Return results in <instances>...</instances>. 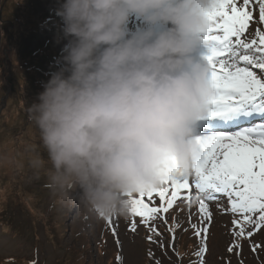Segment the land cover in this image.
Here are the masks:
<instances>
[{
  "label": "clouds",
  "instance_id": "9594fccd",
  "mask_svg": "<svg viewBox=\"0 0 264 264\" xmlns=\"http://www.w3.org/2000/svg\"><path fill=\"white\" fill-rule=\"evenodd\" d=\"M213 0H61L67 43L30 103L51 163L49 182L98 218H128L135 197L200 157L201 117L216 95L196 52ZM142 24L132 29L130 20ZM160 25L164 27L161 28Z\"/></svg>",
  "mask_w": 264,
  "mask_h": 264
},
{
  "label": "rangeland",
  "instance_id": "374dc122",
  "mask_svg": "<svg viewBox=\"0 0 264 264\" xmlns=\"http://www.w3.org/2000/svg\"><path fill=\"white\" fill-rule=\"evenodd\" d=\"M60 3L0 0V264H120L118 256L124 258L123 264H200L197 253L204 233L197 236L190 226H202L195 194L189 207L181 192L177 203L163 214L167 223L158 216L145 226L132 215L112 216L109 225L107 218H98L81 205L78 191H73L68 203L50 184L51 163L28 107L60 66L67 43L56 13ZM254 16L255 26L258 6ZM140 23L138 17L131 19V27ZM207 51L204 42L196 53L202 56ZM220 196L221 207L209 203L211 223L204 222L208 231L203 264H264V226L256 230L255 225H247L245 235L234 245L237 217L222 210L230 205ZM154 198L159 206L156 194ZM134 218L137 228L132 231ZM153 223L159 236L149 231ZM173 224H179L174 238L169 231ZM248 232L253 233L251 237ZM254 245H258L255 251Z\"/></svg>",
  "mask_w": 264,
  "mask_h": 264
},
{
  "label": "snow or ice",
  "instance_id": "6c2138e0",
  "mask_svg": "<svg viewBox=\"0 0 264 264\" xmlns=\"http://www.w3.org/2000/svg\"><path fill=\"white\" fill-rule=\"evenodd\" d=\"M255 6H258L259 23L254 26ZM209 16L213 27L205 36L208 44L205 59L211 67L210 79L216 95L207 114L201 117L197 136L200 157L193 170L184 171L174 164L163 186L139 193L133 215L141 218L140 223L145 226L158 216L167 223L163 214L177 203L181 192L184 191L189 207L195 194L202 226H190L196 229L195 235L204 233L197 253L200 264L207 250L204 241L208 228L204 222L210 224L212 219L209 203L214 202L220 208V194L226 198V205H230L222 210L237 217L233 220L234 226H239L238 231L233 229L234 245L245 235L247 225H255L256 230L264 226V119H256L264 116V79L261 78L264 75V0H213ZM154 194L160 201L159 206H155ZM107 222L111 225L112 218L108 217ZM130 227L136 230L135 218ZM178 227L179 224L169 225L173 238ZM112 231L114 235L117 233L115 227ZM149 231L160 235L154 223ZM252 234L248 232L247 236ZM148 239L152 241L153 236L149 235ZM256 247L253 246L254 251ZM232 250L230 246L229 251ZM123 259L117 257L120 264Z\"/></svg>",
  "mask_w": 264,
  "mask_h": 264
},
{
  "label": "bare ground",
  "instance_id": "6f19581e",
  "mask_svg": "<svg viewBox=\"0 0 264 264\" xmlns=\"http://www.w3.org/2000/svg\"><path fill=\"white\" fill-rule=\"evenodd\" d=\"M7 165H9V162L7 163ZM11 165V164H10Z\"/></svg>",
  "mask_w": 264,
  "mask_h": 264
}]
</instances>
